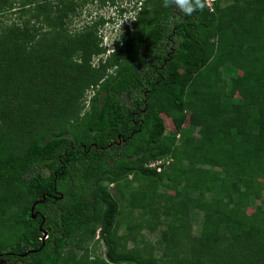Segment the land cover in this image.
<instances>
[{"label": "trees", "instance_id": "trees-1", "mask_svg": "<svg viewBox=\"0 0 264 264\" xmlns=\"http://www.w3.org/2000/svg\"><path fill=\"white\" fill-rule=\"evenodd\" d=\"M20 1L22 27L0 24V105L15 104L0 109V259L64 264L69 240L80 246L95 236L108 264H154L151 246L145 257L120 253L119 207L103 183L128 196L129 208L146 210L145 228L175 218L167 229L181 231L163 236L166 250L184 239L188 211L201 212L190 239L195 264L204 254L221 264L247 252L264 259V0H214L211 11L191 15L163 6L139 36L126 28L96 69L89 66L96 45L57 28L68 2L52 19L49 0L34 8H26L33 0ZM12 4L0 0V22ZM88 87V111L80 114L69 103L78 106ZM159 111L170 119L167 134ZM186 115L200 122L198 138L184 132ZM21 126L33 137L18 138ZM157 160L159 172L145 166ZM59 183L68 184L58 191ZM8 193L20 197L11 207Z\"/></svg>", "mask_w": 264, "mask_h": 264}, {"label": "rangeland", "instance_id": "rangeland-1", "mask_svg": "<svg viewBox=\"0 0 264 264\" xmlns=\"http://www.w3.org/2000/svg\"><path fill=\"white\" fill-rule=\"evenodd\" d=\"M34 2L26 8H34L33 5H37L42 3L44 0H33ZM145 4L143 5L142 0H49L47 2L51 7V13L50 16L52 19H55V7L58 4H63L68 2V6L70 8V12H68L67 16L64 17V19L60 20L61 28L57 26V28L60 30H65L67 35H78L80 37V41L84 42L85 44L89 45L90 43L95 44L96 48L98 49L97 54H92L89 59V66L91 68L96 69L99 68V64L101 66L106 64H103L105 59L110 55V53L113 51V46L117 43L120 44L122 42L121 36L124 34L121 30V26H119V23L124 24V21H119L115 24L113 23H104L105 19H111V16H114L116 18H124V11L125 9H128L132 5L135 6L134 12L130 13L131 21L134 23L139 16V14L143 15L142 19H139L136 28L134 29L133 26L130 25L129 32L131 34H134L136 36H139L140 33L143 31V27L145 28V22H149L148 20H151L153 15L159 14V12L162 10L165 0H145ZM12 4V11L11 13H5L1 15L4 22H0V24L3 23H10L15 22L18 24L19 27H22L23 25V13L20 12L19 4L21 3L20 0H10ZM221 5L224 4V0L220 1ZM21 5V4H20ZM3 6V5H2ZM0 6V8H2ZM6 7V6H5ZM5 9V8H4ZM174 10H177L174 9ZM123 15V16H122ZM127 15V14H126ZM157 17V16H156ZM158 18V17H157ZM8 19V20H4ZM144 21V22H143ZM102 22V23H101ZM32 22H29L28 25H31ZM148 25V24H147ZM243 32L249 31V27L242 26L241 27ZM44 30V29H42ZM72 60L77 59V55H72ZM213 69H215L213 67ZM112 69L105 70V73L111 72ZM181 77L186 78L185 73H181ZM92 95V88L88 87L87 89L83 90L81 94V98L77 100V105L75 106L73 104L69 103V107H72L77 109L80 108L79 112L80 114H83L84 112L88 111V98ZM15 97V96H14ZM239 95L235 94V98H233L234 102H238ZM12 104L7 105L8 103H5L0 105V109L2 110L4 106H9L15 108L14 102H11ZM68 112V111H67ZM1 113V112H0ZM21 115H23V111H20ZM160 116L162 117L164 127H165V133L167 134L168 131L172 130V125L170 122L169 117H167L164 113L159 111ZM26 118V117H24ZM2 123V122H1ZM11 123V120L9 117H6L4 119L3 125L4 127L7 126V124ZM29 123V122H28ZM43 123V122H42ZM185 124L183 127L185 129L184 132L188 130V134L194 138H198L197 130L199 128L200 122L198 120L193 119L192 117L189 118L188 115H186ZM187 127V129H186ZM29 131L27 132L26 129H24L22 126L18 132V138H22L26 136L31 135ZM33 137L32 135L30 136ZM28 139V138H27ZM157 163H161L160 160H157ZM154 161H148L146 164H151ZM156 165V164H154ZM159 165V164H158ZM156 168L161 169L163 167V164L161 166H155ZM153 168V167H152ZM157 173V172H156ZM128 179L131 177L128 176ZM68 184V183H67ZM66 183H59L57 185L58 191L63 190L67 186ZM140 183L136 180L133 182V185L135 188ZM145 184V181L142 182L138 188H142ZM103 187L112 195L114 200L117 202L119 207V215H118V223L119 227L117 229V239L120 237L119 241V251L120 253L125 252H131L134 251L135 253H142V256L145 257L146 253H143L144 249L148 246H151V251L147 252V254L152 257L155 262L154 264H195V258L192 256L190 252V247L194 246L193 242L190 241V239H194L197 237L200 231L201 223H202V214L196 209H191L188 211V216L186 219H184V235L182 237V241L170 249L166 250V246L161 241L164 235H168V233H172L177 237L179 231H181V227L179 224H176L175 228L172 230L167 229V225H171V223L175 222L174 217H169L168 219H160L158 222H154L151 226L146 227L142 224V221L148 217V215L145 213L146 210L139 209L137 207L135 208H129L126 203L128 201V196L125 197L123 195V192L116 193L113 192L111 186L106 185L103 183ZM137 188V189H138ZM13 193V191H11ZM159 192H165V190L162 187H159ZM10 193V191H9ZM11 198L6 199V202L8 206H12L13 203L20 199L18 195L14 196L9 195ZM213 192H208L206 194H203V197L205 200H209L210 197L213 196ZM14 194V193H13ZM116 194V195H115ZM259 200L264 201V189L261 190V197ZM259 200L252 202L251 205L259 204ZM24 202V201H23ZM22 201L18 203V207L22 208L24 207L25 203ZM26 205H29L28 199L25 200ZM17 207V208H18ZM12 211L15 212V206H13ZM253 208L252 206L247 207L245 209V213L249 215L252 213ZM143 225L144 228L138 227V225ZM14 225V224H13ZM12 225V226H13ZM17 226V225H15ZM96 227V224H95ZM94 227V228H95ZM9 227L4 228L8 229ZM17 232V231H16ZM9 235H15V231L11 230ZM166 233V234H165ZM1 234V230H0ZM182 236V234H181ZM76 241L74 239L69 240L67 242V245L64 249L66 260L64 264H72L70 262V258H74L76 260H80L79 262H76L74 264H89V262H94L97 264H108L106 262L105 257V246L103 242L100 240L99 237L95 238H85L81 241L80 246L74 245ZM221 244L217 246L216 249V256L217 253L222 250L220 247ZM146 251V249H145ZM249 252L240 255L238 257V260H229L226 259V262L224 264H264V259L260 258L259 255H254L255 253H252L253 255L249 256ZM215 256V253H214ZM218 257V256H217ZM216 257V259H210L208 255H203L202 258L198 259L199 264H208L207 261H210L209 264H221V261L224 259H219ZM88 258V259H87ZM263 259V260H262ZM246 260V261H244ZM72 261V260H71ZM241 261V262H239ZM88 262V263H87ZM223 264V263H222Z\"/></svg>", "mask_w": 264, "mask_h": 264}, {"label": "clouds", "instance_id": "clouds-1", "mask_svg": "<svg viewBox=\"0 0 264 264\" xmlns=\"http://www.w3.org/2000/svg\"><path fill=\"white\" fill-rule=\"evenodd\" d=\"M169 5H175L186 15H191L195 11H197L198 9L202 10L205 7L204 0H165L164 6L168 7ZM132 6L129 7L128 9H125V11L123 12L124 18H122L121 16H120V18H116L114 16H111V19H108V18L105 19L104 23L105 24L106 23L115 24V23L123 20L124 21L123 25H122V23H119V26H121V30L124 31L126 28L130 29V25L132 22L131 17H130V13L134 12V10H135V8L133 9ZM130 9H132L133 11H130ZM108 186L112 187L111 184Z\"/></svg>", "mask_w": 264, "mask_h": 264}, {"label": "built area", "instance_id": "built-area-1", "mask_svg": "<svg viewBox=\"0 0 264 264\" xmlns=\"http://www.w3.org/2000/svg\"><path fill=\"white\" fill-rule=\"evenodd\" d=\"M213 1L214 0H204V3H205V7L209 10V11H211L212 10V3H213ZM158 161H154L153 163H149V164H146L145 166L147 167V168H154L155 166H159L158 164H160V163H157ZM154 164H156V165H154ZM156 168V167H155ZM157 172H159L160 171V169L159 168H156L155 169ZM46 236L45 235H43V239L45 238Z\"/></svg>", "mask_w": 264, "mask_h": 264}, {"label": "water", "instance_id": "water-1", "mask_svg": "<svg viewBox=\"0 0 264 264\" xmlns=\"http://www.w3.org/2000/svg\"><path fill=\"white\" fill-rule=\"evenodd\" d=\"M59 198H61V195H59ZM39 202H40V201L33 203V204L31 205V207H30V213H31V217H32V218L34 217V214L32 213L33 207H34L35 204H39ZM42 233H43V232H42ZM43 235H45V234L43 233ZM3 263H4V261H3L2 259H0V264H3Z\"/></svg>", "mask_w": 264, "mask_h": 264}, {"label": "flooded vegetation", "instance_id": "flooded-vegetation-1", "mask_svg": "<svg viewBox=\"0 0 264 264\" xmlns=\"http://www.w3.org/2000/svg\"><path fill=\"white\" fill-rule=\"evenodd\" d=\"M3 261H4V260H3ZM8 263H9V261H7V260H6V261H4V263H3V264H8Z\"/></svg>", "mask_w": 264, "mask_h": 264}]
</instances>
